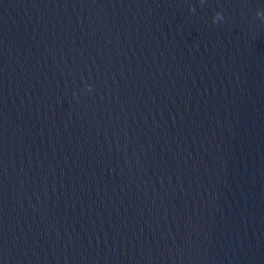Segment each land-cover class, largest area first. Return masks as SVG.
I'll list each match as a JSON object with an SVG mask.
<instances>
[{
    "label": "water",
    "instance_id": "obj_1",
    "mask_svg": "<svg viewBox=\"0 0 264 264\" xmlns=\"http://www.w3.org/2000/svg\"><path fill=\"white\" fill-rule=\"evenodd\" d=\"M258 12L0 0V264H264Z\"/></svg>",
    "mask_w": 264,
    "mask_h": 264
},
{
    "label": "clouds",
    "instance_id": "obj_2",
    "mask_svg": "<svg viewBox=\"0 0 264 264\" xmlns=\"http://www.w3.org/2000/svg\"><path fill=\"white\" fill-rule=\"evenodd\" d=\"M191 10H192V11H195L194 8H192ZM257 14H258V15H261V16H264V13H260V12H258ZM222 19H223V15H222L220 12H217V13L215 14L214 18H213L214 22L220 21V20H222ZM91 88H92V85H90V84H85V89H87V90H91Z\"/></svg>",
    "mask_w": 264,
    "mask_h": 264
}]
</instances>
